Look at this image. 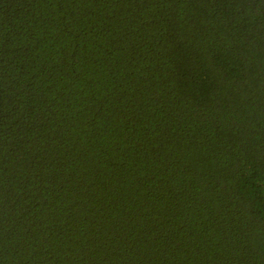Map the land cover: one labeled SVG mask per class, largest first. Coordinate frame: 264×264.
Returning <instances> with one entry per match:
<instances>
[{
	"label": "trees",
	"instance_id": "16d2710c",
	"mask_svg": "<svg viewBox=\"0 0 264 264\" xmlns=\"http://www.w3.org/2000/svg\"><path fill=\"white\" fill-rule=\"evenodd\" d=\"M0 264H264V0H0Z\"/></svg>",
	"mask_w": 264,
	"mask_h": 264
}]
</instances>
